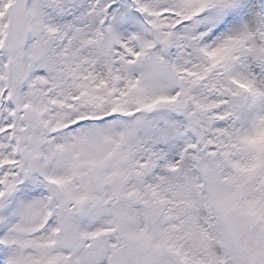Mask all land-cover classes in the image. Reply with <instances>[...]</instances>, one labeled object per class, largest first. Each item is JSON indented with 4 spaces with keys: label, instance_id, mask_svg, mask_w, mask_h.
Segmentation results:
<instances>
[{
    "label": "snow or ice",
    "instance_id": "6c2138e0",
    "mask_svg": "<svg viewBox=\"0 0 264 264\" xmlns=\"http://www.w3.org/2000/svg\"><path fill=\"white\" fill-rule=\"evenodd\" d=\"M0 264H264V0H0Z\"/></svg>",
    "mask_w": 264,
    "mask_h": 264
}]
</instances>
